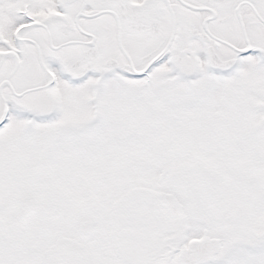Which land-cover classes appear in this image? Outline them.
Returning <instances> with one entry per match:
<instances>
[{
  "label": "snow or ice",
  "instance_id": "1",
  "mask_svg": "<svg viewBox=\"0 0 264 264\" xmlns=\"http://www.w3.org/2000/svg\"><path fill=\"white\" fill-rule=\"evenodd\" d=\"M0 264H264V0H0Z\"/></svg>",
  "mask_w": 264,
  "mask_h": 264
}]
</instances>
